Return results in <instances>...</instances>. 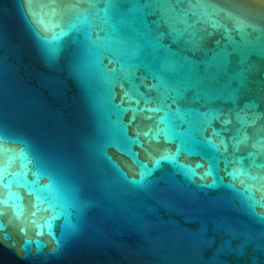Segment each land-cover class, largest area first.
<instances>
[{"label":"water","instance_id":"water-1","mask_svg":"<svg viewBox=\"0 0 264 264\" xmlns=\"http://www.w3.org/2000/svg\"><path fill=\"white\" fill-rule=\"evenodd\" d=\"M31 7L37 19L57 9L54 23L38 28L21 0H0V141L39 170L38 185L36 168L14 183L22 215L4 209L0 264H264V208L225 171L264 164V0ZM125 92L168 115L172 141L145 148L175 160L150 174L120 151L154 123L138 113L125 131Z\"/></svg>","mask_w":264,"mask_h":264},{"label":"snow or ice","instance_id":"snow-or-ice-1","mask_svg":"<svg viewBox=\"0 0 264 264\" xmlns=\"http://www.w3.org/2000/svg\"><path fill=\"white\" fill-rule=\"evenodd\" d=\"M35 2V0H21L22 5L26 6V11L30 17H32L31 22L36 24L38 28L47 29L50 27L55 20V16L57 14V9L51 8L47 13H41L39 18L32 9L31 5ZM57 0H49V3H56ZM67 2H71V0H67ZM89 3H93L94 0H87ZM200 2V0H197ZM58 26V25H57ZM237 30H241L240 23L237 21ZM141 100H143V107L141 106ZM127 102V108H123V111H130L132 116L128 120V124L125 126V131L128 126H131L137 119L138 113H147L148 115H144L143 119L146 121H154V123L147 125L144 128H141L139 125L134 129V135L127 136L128 147H120V151L124 152V154L133 158V162L140 165L142 169V174H150L151 171H154L155 168L159 165L161 161H169L173 162L175 157L171 154L170 150L165 148L160 151L159 156H153L151 152L145 148V144L151 145L153 143L159 144L161 140L165 144L170 143L173 139L172 132L169 127L168 115L165 114L163 116H154L153 114L159 113L162 109L159 106L151 107V100L145 97L143 94H130L129 92H125L124 97L121 100V105ZM228 121H225L227 124ZM213 136H220L221 133L217 130H213ZM143 138V139H142ZM247 140L246 135H237L232 137V142L235 150L239 149V146L245 143ZM221 141L222 137H221ZM211 147L215 148L216 151H221V149L212 143L210 139H206L205 141ZM131 145H135L142 149H145L149 159L153 161V168L148 169L147 165L139 160V153L133 152ZM264 151V149H262ZM250 156L257 155L256 153H249ZM238 158L236 160L228 161L229 166L232 167V171H225L227 175L232 178L233 181L239 180L240 184L243 186L246 192L250 193L249 199L252 202L253 209L256 206L264 208V164L255 165L253 162V167L245 168V167H237L236 165L239 163ZM208 170H206L205 175L211 174V172L218 167V165L209 161ZM32 166V167H30ZM193 171L195 168L203 167L202 164L197 163L192 166ZM32 168H36L35 171H32ZM29 171H32L33 181L30 182L31 185H38L39 178V170L32 158L24 150H17L11 147H6L5 143L0 141V234L3 233L5 228V224L3 223L2 217L4 215V209L10 208L12 211V215L15 218H19L22 215V211H17L18 207L22 208V197H20L19 193L14 190V183L16 179L21 175H27ZM215 183V181H213ZM20 185L16 183V187ZM5 189L7 191H5ZM29 194L34 195L33 208L38 207L39 202V189L38 188H29ZM256 193H259V198L256 197ZM18 201L20 204L18 205ZM35 215V211L33 212V216ZM34 222V221H33ZM21 232H24L25 229L21 228Z\"/></svg>","mask_w":264,"mask_h":264}]
</instances>
